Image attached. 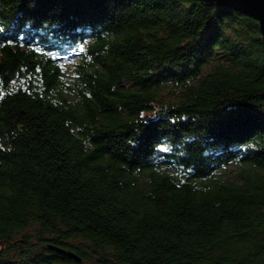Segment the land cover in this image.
Segmentation results:
<instances>
[{
    "label": "trees",
    "instance_id": "1",
    "mask_svg": "<svg viewBox=\"0 0 264 264\" xmlns=\"http://www.w3.org/2000/svg\"><path fill=\"white\" fill-rule=\"evenodd\" d=\"M87 263L264 264L255 19L0 0V264Z\"/></svg>",
    "mask_w": 264,
    "mask_h": 264
},
{
    "label": "water",
    "instance_id": "2",
    "mask_svg": "<svg viewBox=\"0 0 264 264\" xmlns=\"http://www.w3.org/2000/svg\"><path fill=\"white\" fill-rule=\"evenodd\" d=\"M205 4H217L223 7H229L241 11L252 19L256 20L257 28L260 33V39L264 42V0H198ZM48 247L70 256L76 260L80 258L69 250H65L61 247L48 244Z\"/></svg>",
    "mask_w": 264,
    "mask_h": 264
},
{
    "label": "rangeland",
    "instance_id": "3",
    "mask_svg": "<svg viewBox=\"0 0 264 264\" xmlns=\"http://www.w3.org/2000/svg\"><path fill=\"white\" fill-rule=\"evenodd\" d=\"M64 61L67 62V63H69V62H71L72 60H71L69 57H65ZM169 96H170V95H167V96L163 95L164 98H165V97H169ZM232 168H234V167H232ZM87 264H88V263H87Z\"/></svg>",
    "mask_w": 264,
    "mask_h": 264
}]
</instances>
